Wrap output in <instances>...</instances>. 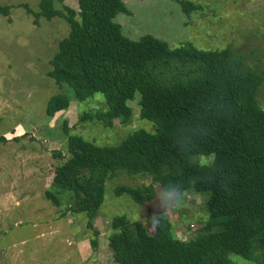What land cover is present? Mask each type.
Here are the masks:
<instances>
[{"label":"trees","instance_id":"16d2710c","mask_svg":"<svg viewBox=\"0 0 264 264\" xmlns=\"http://www.w3.org/2000/svg\"><path fill=\"white\" fill-rule=\"evenodd\" d=\"M77 1L78 10L60 8L57 3L64 0H40L37 11L25 4L36 24L58 17L70 28L48 76L68 84L77 101L102 94L106 109L87 112L82 120L105 127H113V112L121 124H130L129 102L140 93V116L153 122L155 131L135 129L112 146L69 134V158L56 167L44 197L57 207L66 205V212L86 214L96 250L101 233L94 218L106 181L120 169L152 179L142 187L116 189L140 205L155 198V184L179 200L191 191L208 194V220L188 240L174 233L169 216L155 222L154 234L141 221L114 217L109 246L116 264H234L230 254L250 259L256 245L264 251V109L258 99L264 70L248 67L230 45L171 48L150 34L133 40L115 20L129 11L123 0ZM178 1L188 14L200 9L190 0ZM0 14L8 16L10 6H0ZM71 101L63 93L53 95L48 117L67 110ZM195 155H214V160L194 163Z\"/></svg>","mask_w":264,"mask_h":264},{"label":"rangeland","instance_id":"374dc122","mask_svg":"<svg viewBox=\"0 0 264 264\" xmlns=\"http://www.w3.org/2000/svg\"><path fill=\"white\" fill-rule=\"evenodd\" d=\"M40 0H0L10 14H0V264H116L109 246L111 220L124 215L141 221L155 233L152 213L169 212L174 233L181 239L196 237L208 220V194L191 191L175 199L155 184V198L140 205L128 194L117 195L120 185L142 187L150 177L120 169L106 181L104 202L94 218L99 246L94 250V229L85 213L66 212L44 197L57 166L69 158L68 136L80 135L100 146L121 143L135 129L155 131L153 122L140 116V93L130 101L132 122L123 125L114 114L113 127L82 120L87 112L106 109L102 94L77 101L68 84L58 85L48 76L51 59L61 39L69 33L63 18L39 24L25 8L39 9ZM128 13L117 15L123 33L138 40L150 34L171 48L191 43L202 50L232 46L254 70H264V0H190L200 6L186 13L178 0H123ZM78 10L77 0L57 3ZM71 98L67 110L48 117L53 95ZM258 99L264 109V85ZM67 121L69 133L64 130ZM3 138V139H2ZM191 161L210 164L214 155H195ZM177 204L180 206L177 207ZM234 264H262L264 251L255 246L250 259L230 254Z\"/></svg>","mask_w":264,"mask_h":264},{"label":"clouds","instance_id":"9594fccd","mask_svg":"<svg viewBox=\"0 0 264 264\" xmlns=\"http://www.w3.org/2000/svg\"><path fill=\"white\" fill-rule=\"evenodd\" d=\"M179 206H180V205L177 204V207H179ZM170 211H171V210H166V211H164L163 213L153 212V213H152L153 220H154L155 222H159V221H163V220L167 219L168 216H169V212H170Z\"/></svg>","mask_w":264,"mask_h":264}]
</instances>
